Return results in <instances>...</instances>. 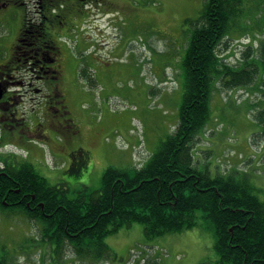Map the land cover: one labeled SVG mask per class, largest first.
Here are the masks:
<instances>
[{
  "label": "rangeland",
  "instance_id": "rangeland-1",
  "mask_svg": "<svg viewBox=\"0 0 264 264\" xmlns=\"http://www.w3.org/2000/svg\"><path fill=\"white\" fill-rule=\"evenodd\" d=\"M202 3L111 0L106 9L93 4L76 17L84 20L77 32L81 45L77 50L85 51V57L94 55L89 81L77 93L73 108L88 158L75 171L68 166L67 155H55L35 141L37 171L49 184L67 187L70 197L96 190L106 168L140 167L175 130L184 92L182 58L193 28L187 19L199 15ZM259 4L256 18L264 16V0ZM8 10L16 14L18 9ZM253 20H247L255 28L249 27L245 36L226 39L228 49L220 46V55L230 64L238 63L248 44L256 50L253 58L258 57V40L251 34L262 38L264 27H256ZM15 26L16 22L0 23L6 45L16 37ZM260 82V71L247 86L225 88L220 81L213 82L210 117L193 143V154L200 169L245 178L264 200V138L255 118L256 108H264ZM194 218L191 229L151 239L145 238L141 223L124 226L105 237L110 252L101 264H144L147 259L159 264H214L213 227L201 209L194 211ZM40 240L37 222L0 211V264H88L70 247L54 257L48 242Z\"/></svg>",
  "mask_w": 264,
  "mask_h": 264
},
{
  "label": "trees",
  "instance_id": "trees-1",
  "mask_svg": "<svg viewBox=\"0 0 264 264\" xmlns=\"http://www.w3.org/2000/svg\"><path fill=\"white\" fill-rule=\"evenodd\" d=\"M259 1L203 0L199 15L187 19L193 28L182 58L184 92L178 124L146 163L108 167L98 189L81 190L74 197L68 195L67 187L49 184L33 168L11 175L22 193L43 202V208L29 218L39 224L41 240L48 242L54 257L70 247L79 260L101 264L110 252L104 241L107 235L134 222L143 225L147 239L179 233L196 225L194 211L201 209L214 230V264H264V200L245 178L200 169L193 154V143L210 117L214 81L225 88L247 86L260 71L264 100V36L251 34L258 40V57L253 58V44L247 45L237 64L220 55L226 39L245 36L249 27L255 28L247 21L250 18L256 27H264V16L256 18ZM255 118L264 138V108H256ZM84 165L80 162L72 170ZM0 211L28 215L30 210L0 203ZM144 264L159 263L147 259Z\"/></svg>",
  "mask_w": 264,
  "mask_h": 264
},
{
  "label": "flooded vegetation",
  "instance_id": "flooded-vegetation-1",
  "mask_svg": "<svg viewBox=\"0 0 264 264\" xmlns=\"http://www.w3.org/2000/svg\"><path fill=\"white\" fill-rule=\"evenodd\" d=\"M110 2L0 0V23L16 22L12 42L6 45L0 38V203L30 210L28 215L14 211L9 215L31 220L29 216L43 208V202L22 193L20 183L11 177L31 168L37 171L35 141L55 155H67L71 169L88 158L82 145L83 128L73 108L77 93L89 81L94 55L85 57V51L77 50L81 47L77 32L84 20L76 21V17L93 4L106 9ZM11 6L18 9L16 14L8 10ZM21 148L26 152L21 154Z\"/></svg>",
  "mask_w": 264,
  "mask_h": 264
}]
</instances>
